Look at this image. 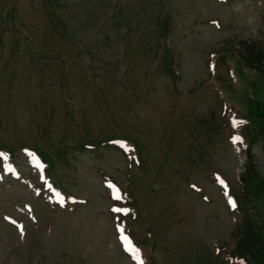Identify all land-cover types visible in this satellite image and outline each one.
Instances as JSON below:
<instances>
[{
  "label": "rangeland",
  "instance_id": "1",
  "mask_svg": "<svg viewBox=\"0 0 264 264\" xmlns=\"http://www.w3.org/2000/svg\"><path fill=\"white\" fill-rule=\"evenodd\" d=\"M218 1L0 0V264H139L120 227L144 264H236L264 82L229 46L264 43V0Z\"/></svg>",
  "mask_w": 264,
  "mask_h": 264
},
{
  "label": "trees",
  "instance_id": "2",
  "mask_svg": "<svg viewBox=\"0 0 264 264\" xmlns=\"http://www.w3.org/2000/svg\"><path fill=\"white\" fill-rule=\"evenodd\" d=\"M235 49L243 64L255 70L264 82V43L240 40L235 42ZM255 109L257 111L251 123L256 132L250 138L260 136L264 140V104H257ZM39 155L48 163L44 155ZM130 182L133 183V180ZM239 182L241 189L237 198L238 209L242 210L245 205L258 204L252 206L253 209L258 208V212H264V206L261 208L262 201L264 202V176L257 171L249 149L245 171L239 177ZM232 238L231 258L236 264H264V216L257 222L254 216L249 214V210H242L241 220L233 230Z\"/></svg>",
  "mask_w": 264,
  "mask_h": 264
},
{
  "label": "snow or ice",
  "instance_id": "3",
  "mask_svg": "<svg viewBox=\"0 0 264 264\" xmlns=\"http://www.w3.org/2000/svg\"><path fill=\"white\" fill-rule=\"evenodd\" d=\"M215 23V22H213ZM234 125H235V121H234ZM238 139V138H237ZM110 187H113L110 185ZM114 198L119 199V196H114ZM232 207H235V203L233 201H230ZM114 212L120 213L123 212L124 214H127V212L129 210L127 209H121V208H114L113 209ZM14 224L16 223L15 221H12ZM118 231L121 233V237H122V241L125 245V251H128L130 253H132L133 258L136 259L137 261H139V264H144V262L140 259V250L138 248H134L131 246V241L128 239L127 236H124V229L122 227L118 228ZM21 232L23 233V226H21Z\"/></svg>",
  "mask_w": 264,
  "mask_h": 264
}]
</instances>
